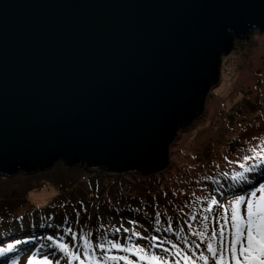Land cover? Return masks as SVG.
Returning a JSON list of instances; mask_svg holds the SVG:
<instances>
[{
	"label": "water",
	"instance_id": "95a60500",
	"mask_svg": "<svg viewBox=\"0 0 264 264\" xmlns=\"http://www.w3.org/2000/svg\"><path fill=\"white\" fill-rule=\"evenodd\" d=\"M0 0V177L162 173L264 0Z\"/></svg>",
	"mask_w": 264,
	"mask_h": 264
},
{
	"label": "rangeland",
	"instance_id": "374dc122",
	"mask_svg": "<svg viewBox=\"0 0 264 264\" xmlns=\"http://www.w3.org/2000/svg\"><path fill=\"white\" fill-rule=\"evenodd\" d=\"M254 124L260 127L264 124V34L257 29L247 39L235 41L234 49L222 57L219 82L206 97L204 114L188 129L177 133L168 149L166 170H171L173 165L184 167V180L214 175L218 170L231 171L224 156L235 159L241 154V148L247 149L245 140L255 146L258 140H252V136H264L261 131L260 134L248 131ZM216 165L220 166L219 169ZM173 172L179 174L174 169ZM168 176L162 179L159 174L112 176L101 171H88L79 165L66 168L58 161L45 171L0 177V231L5 232L3 240L7 242L8 237L20 239L23 234H51V230L46 228L35 232L37 223L51 222L46 219L49 213L56 222L67 215L69 219L63 222L71 227L73 219L82 226L84 217L93 214H101L102 218L111 215L113 223L128 226L123 217L139 219L141 214L132 211L138 207L150 215L155 212L176 215L175 210L170 209V203L188 205L185 211H189L192 208L189 200L193 197L188 195L189 192L173 197L172 188L175 185L172 180L170 185H165L163 180ZM180 189L183 187L180 186ZM77 201L88 209L81 212L78 218L71 211L73 207L79 211ZM5 216L12 218L6 220ZM16 216L33 226L17 232L16 226L20 221L14 219ZM176 218L180 216L176 215ZM142 222L148 227L146 219ZM152 231L157 237L173 238L169 233ZM34 243L17 247L23 251ZM59 258L62 260L63 256Z\"/></svg>",
	"mask_w": 264,
	"mask_h": 264
},
{
	"label": "snow or ice",
	"instance_id": "6c2138e0",
	"mask_svg": "<svg viewBox=\"0 0 264 264\" xmlns=\"http://www.w3.org/2000/svg\"><path fill=\"white\" fill-rule=\"evenodd\" d=\"M246 6V0H221L215 5L223 9ZM251 139L258 143L253 146L245 140L248 147L241 148L237 158L224 156L231 171L199 177L196 186L202 194L188 193L193 197L189 211H185L188 205L170 203L180 218L167 212L150 215L138 207L132 211L141 214L139 219L123 217L128 226L113 223L111 215L93 214L84 217L82 226L73 219L70 227L63 222L67 215L56 222L49 213L46 219L51 222L38 227L51 234L0 239V264H264V136ZM179 192L184 194L183 189ZM77 203L79 211L75 207L71 211L78 218L88 209ZM14 219L20 221L17 232L33 226L20 216ZM145 219L148 227L142 222ZM153 229L174 239L157 237ZM4 236L0 231V237ZM32 241L36 243L23 251L17 247Z\"/></svg>",
	"mask_w": 264,
	"mask_h": 264
},
{
	"label": "trees",
	"instance_id": "16d2710c",
	"mask_svg": "<svg viewBox=\"0 0 264 264\" xmlns=\"http://www.w3.org/2000/svg\"><path fill=\"white\" fill-rule=\"evenodd\" d=\"M252 128H248V131H255L254 133H259L260 134V131L262 133H264V124L262 125V127H260L259 125H252L251 126ZM172 165V164H171ZM172 169L171 170H166L165 172L159 174V177L162 179V177H165V176H168L167 178H163L164 182H165V185H170V180H172L173 184L175 185L172 189V193L173 192H177V194H180L179 190H180V186L183 187V190H184V193H187V192H194V193H198V192H201L197 186H196V182L199 180V179H190V180H184L182 179V171H184V167H177V166H172L171 167ZM175 170L177 171L179 174H176V172H173L171 173L172 170ZM201 184H209L210 182L208 181H200ZM171 189V190H172ZM176 190V191H174ZM154 193L158 194L157 191H154ZM116 212V211H114ZM10 218H12V216H5L4 219L6 220H9ZM41 223H37L36 224V229H35V232H40L41 230H43L42 228L38 227V225H40ZM42 224H45V223H42ZM32 232V231H31ZM40 234V233H39ZM41 235V234H40ZM4 237H0V239H3Z\"/></svg>",
	"mask_w": 264,
	"mask_h": 264
}]
</instances>
